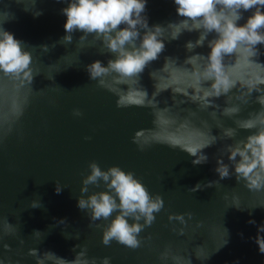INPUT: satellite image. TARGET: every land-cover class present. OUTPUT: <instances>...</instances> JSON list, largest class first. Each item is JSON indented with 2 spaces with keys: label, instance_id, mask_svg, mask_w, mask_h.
Instances as JSON below:
<instances>
[{
  "label": "water",
  "instance_id": "1",
  "mask_svg": "<svg viewBox=\"0 0 264 264\" xmlns=\"http://www.w3.org/2000/svg\"><path fill=\"white\" fill-rule=\"evenodd\" d=\"M19 2L0 0V9L14 17L3 28L24 43L33 58L31 67L40 74L34 77L33 91L0 77V117L13 119L14 105L22 104L27 97L23 115L0 144V237L7 229H17L16 236L0 241V264H35V258L27 255L30 248L71 261L80 251L77 245L86 247L88 257H95L97 264L105 256L111 257L110 264H188V258L191 264H262L264 254L259 252L254 237L257 226L264 223V207L258 206L264 205V190L250 191L235 176L220 180L215 172L220 150L234 141L218 140L203 149L208 161L197 166L191 163L195 157L167 144L203 142L210 128L212 135L219 136L221 125L235 127L234 119L247 118L249 112L257 111L260 106L254 102V92L248 104L240 105L238 116L220 114L226 102L239 103V99L246 98L248 89L244 85L264 69L249 64L243 52L226 57L225 70L235 88L229 97L214 99L220 106L214 118L213 108H207L201 100L193 101V96L201 94V62L184 61L195 53L206 56L207 42L189 53L184 45L195 41L199 33L184 32L177 40H166L165 50L141 75L140 83L149 95L158 93L157 106L118 108L117 97L97 87L85 69L95 60L106 66L107 60L114 57L100 54L99 44L80 50L76 43L83 33L79 31L72 34L71 44L58 43L66 34V17L61 9L67 7V0ZM35 11L41 14L34 16ZM251 14L243 12L238 24H244ZM143 15L149 27L183 19L176 13L174 0H147ZM213 38L215 33L209 34L208 40ZM41 45L49 50H41ZM257 48L261 54L253 59L264 64V46ZM166 57L174 60L166 61ZM73 109H80L83 115L73 117ZM253 131L238 130L235 139H243ZM135 132L143 133L140 139L150 142L151 147L138 151L132 143ZM91 161L102 170L115 165L132 171L151 195L159 194L164 201L163 209L154 214L155 222L140 233L144 238L141 248L131 250L115 241L103 245L101 230L89 227L86 212L77 207L81 180L88 174ZM224 162L228 163L226 153ZM216 180L219 182L213 187L187 191L198 182ZM56 181L63 187L59 194L55 192ZM101 190L102 186H89V193ZM34 199H39L42 207H29ZM234 204H239L241 210L232 207ZM187 212L193 217H185L184 234L179 236L172 229L182 226L178 221H169L168 216ZM61 219L65 225L58 223ZM250 219L255 224L248 223ZM35 230L41 232L39 236L32 235ZM166 247L169 258L161 262L158 256ZM45 264L58 261L53 257Z\"/></svg>",
  "mask_w": 264,
  "mask_h": 264
},
{
  "label": "clouds",
  "instance_id": "2",
  "mask_svg": "<svg viewBox=\"0 0 264 264\" xmlns=\"http://www.w3.org/2000/svg\"><path fill=\"white\" fill-rule=\"evenodd\" d=\"M16 2L20 3L19 0ZM146 2L147 0H67V7L61 9L66 17L64 23L66 34L58 43L71 44L72 34L79 31L83 33L76 43L80 50L96 47L99 44L100 54L110 53L114 57L107 60L106 66L100 60H95L86 65L85 69L89 79L96 81L97 87L106 89L117 97L118 108L157 106L158 93L153 91L149 95L147 89L140 83L141 75L165 50V41L177 40L184 32L199 33L195 41L190 40L185 43L184 47L189 53L198 47H203L207 42L209 51L206 56L195 53L187 56L184 61L201 62V94L193 96V101L201 100L207 108H213L211 115L214 118H216L215 110L220 109V106L214 103V99L221 96L229 97L235 88V82L225 70L226 57H236L243 52L247 54L245 59L249 64L264 69V64L253 59L261 54L257 46H264V11H262L264 0H174L176 13L183 19L169 22L165 26L151 27L148 25L147 17L143 15ZM33 3L35 4V0ZM24 10L29 11L26 7ZM248 11L252 14L247 17L244 24H238V21L243 19V12ZM33 14L39 16L41 13L35 11ZM13 18L9 11L0 9V77L17 81L23 88L33 91L34 77L40 73L34 72L31 67L32 55L26 50L22 41L3 28V24ZM121 25L123 27H120ZM211 33H215V38L208 40ZM40 47L45 52L49 50L46 45ZM165 60L174 59L166 57ZM149 75L152 78L151 72ZM244 86L248 89L246 98L239 99V103L226 102V106L220 109V114L228 118L238 116L241 111L240 105L248 104L254 92L256 93L254 102L260 106L257 111L249 112L247 118L234 119L235 127L224 128L221 125L219 136L212 135L210 128L207 139L203 142L191 144L171 142L167 145L195 157L191 163L197 166L208 161L203 149L216 144L218 140H233V143L224 145L220 150L221 155L216 159L215 172L220 180L235 176L238 182H244L248 190L262 191L264 190V73L258 74ZM26 106L27 97L22 104L14 105L13 119L0 117V144L12 133ZM72 115L81 117L83 113L80 109H73ZM238 130L255 131L237 140L235 137ZM142 135L141 132H135L132 137V143L136 144L138 151L141 152L151 147L150 142L140 139ZM84 139L90 140L91 137ZM225 153L228 163L224 162ZM87 167L89 172L81 180L79 189L81 195L77 197V207L86 212L90 221L89 227L101 230V243L105 246H110L115 241L131 250L141 248L144 238L140 233L155 222L154 214L159 213L164 207L161 196L151 195L132 171H124L115 165L102 170L95 161L89 162ZM218 182L219 180L203 184L198 182L187 191L194 193L213 187ZM89 186L95 188L102 186L104 190L89 193ZM62 189L61 184L56 181L55 192L59 194ZM258 206L264 207V205ZM29 207L38 208L42 207V204L39 199H34L29 202ZM232 207L241 210L239 204H234ZM185 217L191 220L193 214L187 212L168 216L169 221H178L182 226L172 229L179 236L184 234L183 226L187 224ZM95 221L108 222L101 224L94 223ZM58 223L65 225L66 221L61 219ZM248 223L255 224V221L250 219ZM40 233L35 230L32 235L39 236ZM260 233H264V223L257 226V235L254 237L259 252L264 254V236ZM16 235L17 229L14 226L5 231L0 241L6 236ZM75 238H79L78 232ZM19 243L23 245L24 240L20 239ZM3 246L10 250L7 244ZM75 247H79L80 251L71 261L57 257L50 251L41 254L37 248H30L27 255L35 258V264H45L46 260L53 257L58 264H97L95 257H88L86 247L80 245ZM168 258L166 247L159 254L158 259L163 262ZM207 258L208 256L203 259ZM110 262L111 257L107 256L99 260V264H110ZM188 264H191L189 258Z\"/></svg>",
  "mask_w": 264,
  "mask_h": 264
}]
</instances>
